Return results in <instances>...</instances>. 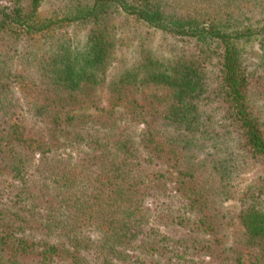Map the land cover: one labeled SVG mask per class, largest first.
<instances>
[{
	"label": "trees",
	"instance_id": "obj_1",
	"mask_svg": "<svg viewBox=\"0 0 264 264\" xmlns=\"http://www.w3.org/2000/svg\"><path fill=\"white\" fill-rule=\"evenodd\" d=\"M124 263L264 264V0H0V264Z\"/></svg>",
	"mask_w": 264,
	"mask_h": 264
},
{
	"label": "rangeland",
	"instance_id": "obj_2",
	"mask_svg": "<svg viewBox=\"0 0 264 264\" xmlns=\"http://www.w3.org/2000/svg\"><path fill=\"white\" fill-rule=\"evenodd\" d=\"M69 32H71V36L73 37L74 40L76 41H84V33L83 32H78L76 30H70ZM150 44L152 48L155 49H159L160 51H162L165 54H170V53H175L177 51H179L181 48H184L186 50H188L190 48L189 45H185L184 43H180V42H174L171 41V39H166V40H161V37L159 36H153L151 37L150 40ZM258 52V51H257ZM118 65L120 66L122 64V60H125L129 57V52L126 50V48L124 46L120 47L118 50ZM143 128L141 127L140 131ZM64 155H66V153H64ZM261 172V168H258L256 170H254L253 172H250L248 174H246L244 176V183H249L252 179H254L259 173ZM244 183H242L244 185ZM166 201L169 202V204L174 207V208H179L181 205L184 204V202L178 200L175 196H174V192L172 191V185H168L167 188V192H166ZM163 200L158 198H149L145 204L146 208L150 209L152 213L156 212V206L161 203ZM233 202L230 201L228 203H226V205H232ZM124 264H130V263H124Z\"/></svg>",
	"mask_w": 264,
	"mask_h": 264
}]
</instances>
